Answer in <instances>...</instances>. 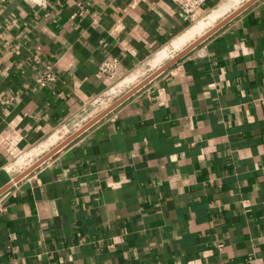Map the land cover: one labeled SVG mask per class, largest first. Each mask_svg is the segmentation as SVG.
Returning <instances> with one entry per match:
<instances>
[{
	"label": "crops",
	"instance_id": "crops-1",
	"mask_svg": "<svg viewBox=\"0 0 264 264\" xmlns=\"http://www.w3.org/2000/svg\"><path fill=\"white\" fill-rule=\"evenodd\" d=\"M222 1L0 0V189ZM0 264H264V0L2 194Z\"/></svg>",
	"mask_w": 264,
	"mask_h": 264
},
{
	"label": "rangeland",
	"instance_id": "rangeland-1",
	"mask_svg": "<svg viewBox=\"0 0 264 264\" xmlns=\"http://www.w3.org/2000/svg\"><path fill=\"white\" fill-rule=\"evenodd\" d=\"M249 0H223L215 9L207 14H203L200 17L195 18L192 23L189 25L185 34H183L180 38L181 41L177 39L172 43V46L167 49V57H165L161 61H157V57L153 58L150 62H148L142 70L139 71L138 75H133L122 82H117L110 90L106 93L105 96L97 99L91 105L90 110H98V109H107L109 106L114 104L118 99L127 94L130 90L148 78L152 73L161 68L164 64H166L169 60L174 58L177 54L182 52L185 48L191 45L198 38L202 37L209 30L215 27L219 22L224 20L227 16L232 14L234 11L239 9ZM227 10H226V9ZM226 10L225 12L222 10ZM194 32L193 35H189L190 32ZM103 110V111H104ZM101 113V112H100ZM98 115V114H97ZM61 130L66 129V134L62 139L58 141H52L44 147V149L40 150L37 153H30L24 156L20 160V164H23L22 167L24 169L29 168L35 162H37L40 158L50 152L54 147L59 145L65 139H67L74 132L71 130L67 131V128H60ZM58 143V144H56ZM54 144H56L54 146ZM39 154V155H38Z\"/></svg>",
	"mask_w": 264,
	"mask_h": 264
},
{
	"label": "water",
	"instance_id": "water-1",
	"mask_svg": "<svg viewBox=\"0 0 264 264\" xmlns=\"http://www.w3.org/2000/svg\"><path fill=\"white\" fill-rule=\"evenodd\" d=\"M258 1L259 0H249L243 6H241L239 9H237L232 14H230L229 16H227L224 20H222L221 22H219L215 27H213L211 30H209L202 37H200L196 41H194L191 45H189L187 48H185L182 52H180L179 54H177L174 58H172L171 60H169L161 68H159L154 73H152L148 78H146L144 81H142L136 87H134L127 94H125L124 96H122L120 99H118L114 104H112L107 109H105L104 111H102L95 118H93L87 124H85L82 128H80L75 133H73L72 135H70L67 139H65L59 145H57L56 147H54L50 152H48L46 155H44L42 158H40L37 162H35L33 165H31L29 168H27L21 174H19L12 182L8 183L6 186H4L3 188H1L0 189V196L2 194H4L6 191H8L13 185H15L16 183H19L24 178H26L27 176H29L32 172H34L41 165H43L44 163H46L49 159H51L59 151H61L62 149H64L65 147H67L69 144H71L73 141H75L84 132H86L87 130H89L96 123H98L103 118H105L108 114H110L111 112H113L116 108H118L120 105H122L128 99H130L132 96H134L140 90H142L144 87H146L150 82H152L153 80H155L157 77H159L165 71H167L169 68H171L176 63H178L182 58H184L186 55H188L191 51H193L199 45H201L202 43H204L207 39H209L210 37H212L214 34H216L218 31H220L222 28H224L227 24H229L233 19H235L236 17H238L240 14H242L244 11H246L248 8H250L252 5H254Z\"/></svg>",
	"mask_w": 264,
	"mask_h": 264
},
{
	"label": "built area",
	"instance_id": "built-area-1",
	"mask_svg": "<svg viewBox=\"0 0 264 264\" xmlns=\"http://www.w3.org/2000/svg\"><path fill=\"white\" fill-rule=\"evenodd\" d=\"M178 7L180 17L189 22L193 15L205 4L207 0H172ZM115 69V62H105L100 68V74H109ZM56 81L55 75L47 70L38 79L41 87H47Z\"/></svg>",
	"mask_w": 264,
	"mask_h": 264
},
{
	"label": "bare ground",
	"instance_id": "bare-ground-1",
	"mask_svg": "<svg viewBox=\"0 0 264 264\" xmlns=\"http://www.w3.org/2000/svg\"><path fill=\"white\" fill-rule=\"evenodd\" d=\"M225 9H226V8H225ZM225 9H224V10H222V11H224V12H225V11L227 10V9H226V10H225Z\"/></svg>",
	"mask_w": 264,
	"mask_h": 264
}]
</instances>
